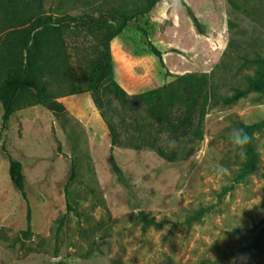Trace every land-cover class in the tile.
Here are the masks:
<instances>
[{
	"label": "rangeland",
	"instance_id": "obj_1",
	"mask_svg": "<svg viewBox=\"0 0 264 264\" xmlns=\"http://www.w3.org/2000/svg\"><path fill=\"white\" fill-rule=\"evenodd\" d=\"M142 4L19 0L18 10L95 17ZM63 39L69 74L43 78L60 109L22 103L3 128L0 105V264H264V128L252 133L258 164L239 184L244 159L229 140L264 119V98L225 103L264 59V0H160L110 44L124 102L110 82L87 91L94 39ZM3 150L22 164L27 203Z\"/></svg>",
	"mask_w": 264,
	"mask_h": 264
},
{
	"label": "trees",
	"instance_id": "obj_2",
	"mask_svg": "<svg viewBox=\"0 0 264 264\" xmlns=\"http://www.w3.org/2000/svg\"><path fill=\"white\" fill-rule=\"evenodd\" d=\"M143 4L132 11L111 10L97 16H27L19 12V0H0V105L2 109L1 125L5 128L11 117L22 103L40 105L55 112L60 105L47 91L43 81L45 74H59L61 70L69 74V66L63 36L67 34L91 37L96 45L91 48L89 61V77L85 81L87 91L94 94L104 82H110V88L115 96L124 102L126 92L113 80V57L110 44L118 37L132 21H138L146 16L160 0H142ZM186 7V5L183 3ZM193 24L197 19L187 9ZM137 30L146 40L150 53L164 68L162 53L147 39L146 31ZM256 63L260 69L256 75L247 79L244 89L236 90L226 104H232L244 98L249 93H258L264 98V59ZM73 92L72 94H75ZM95 102V99H94ZM203 115L200 118V123ZM200 123L198 131L201 132ZM251 137L246 146V157L234 183H241L246 176L253 172L258 164V154L253 147L252 133L264 128V119L258 123L242 127ZM111 146L117 143L115 133L110 130ZM8 161V176L14 189L27 203L26 181L22 164L3 150ZM113 171L121 179L120 170L114 165L110 155ZM73 177V169L70 180ZM67 188V186H66ZM144 224L153 223L142 216ZM27 231L30 230V210L27 206Z\"/></svg>",
	"mask_w": 264,
	"mask_h": 264
},
{
	"label": "clouds",
	"instance_id": "obj_3",
	"mask_svg": "<svg viewBox=\"0 0 264 264\" xmlns=\"http://www.w3.org/2000/svg\"><path fill=\"white\" fill-rule=\"evenodd\" d=\"M229 140L234 150H239V155L241 159L246 157V146L251 142V137L247 132L244 131L243 128H233L230 135ZM176 142L174 140L169 141V147L175 148ZM228 170L223 166H218L217 174L226 175Z\"/></svg>",
	"mask_w": 264,
	"mask_h": 264
},
{
	"label": "crops",
	"instance_id": "obj_4",
	"mask_svg": "<svg viewBox=\"0 0 264 264\" xmlns=\"http://www.w3.org/2000/svg\"><path fill=\"white\" fill-rule=\"evenodd\" d=\"M2 116V115H1ZM13 118V116L11 117V119Z\"/></svg>",
	"mask_w": 264,
	"mask_h": 264
}]
</instances>
